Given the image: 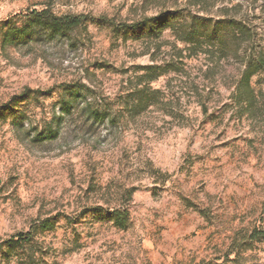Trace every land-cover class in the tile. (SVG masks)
Here are the masks:
<instances>
[{
	"label": "rangeland",
	"instance_id": "1",
	"mask_svg": "<svg viewBox=\"0 0 264 264\" xmlns=\"http://www.w3.org/2000/svg\"><path fill=\"white\" fill-rule=\"evenodd\" d=\"M260 60L264 0H0V264H264Z\"/></svg>",
	"mask_w": 264,
	"mask_h": 264
},
{
	"label": "trees",
	"instance_id": "2",
	"mask_svg": "<svg viewBox=\"0 0 264 264\" xmlns=\"http://www.w3.org/2000/svg\"><path fill=\"white\" fill-rule=\"evenodd\" d=\"M32 20V24L30 27V32L22 31V36L27 39L28 37H32L35 35V30L39 28L40 26H48L49 30L53 33H60V32H68L73 31L76 28H79V26L82 24L85 17L79 16V17H72V16H56L51 10L46 9L39 13H32V16L30 17ZM203 23H201L200 27L201 30L204 33V36L207 38V40L212 41L214 43H219L222 48L226 51H233L235 47V42L232 40L234 33L233 32L236 29V24L234 22L229 21H221L218 22L216 25H209L211 22L202 20ZM175 18L173 17H162L158 20H156V24L153 25H146V28L144 31H148L150 33L156 34L158 30H165V29H175ZM207 24V26H206ZM212 24V23H211ZM39 26V27H38ZM198 32H195L193 34H189L188 40L187 39H181L185 43L188 41H195L198 36L200 35ZM232 37V38H231ZM260 66H264V60L259 61ZM253 65L249 67V69L245 72L244 80H248L251 77V69ZM48 134L47 138H54L53 131L52 130H46ZM45 136L38 137L40 140H43ZM113 220L116 221L119 225H124L123 221H121L120 215L113 214ZM261 236H264V232L261 234Z\"/></svg>",
	"mask_w": 264,
	"mask_h": 264
}]
</instances>
